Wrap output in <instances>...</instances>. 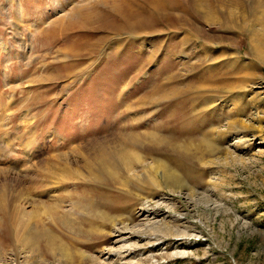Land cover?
Listing matches in <instances>:
<instances>
[{"label": "rangeland", "instance_id": "374dc122", "mask_svg": "<svg viewBox=\"0 0 264 264\" xmlns=\"http://www.w3.org/2000/svg\"><path fill=\"white\" fill-rule=\"evenodd\" d=\"M262 35L264 0H0L1 188L60 218L0 211V264H264Z\"/></svg>", "mask_w": 264, "mask_h": 264}, {"label": "bare ground", "instance_id": "6f19581e", "mask_svg": "<svg viewBox=\"0 0 264 264\" xmlns=\"http://www.w3.org/2000/svg\"><path fill=\"white\" fill-rule=\"evenodd\" d=\"M223 8L225 9V7ZM258 40V49H256V55L258 58H261L263 60L264 35L258 38ZM120 158L123 159V161L125 162L124 165L128 170L132 169L130 165L131 162H129V160L132 159V162H142V159L137 154H131L127 149L122 150V152L120 153ZM1 166L2 161L0 160V171L2 168ZM79 172L80 171H78V174ZM16 181L17 180H15L14 178L8 179V181H4V189L1 188L0 182V211L7 215V218L10 220V224L14 228L13 231L15 232L16 241L20 245L26 244L31 247V245L33 244L32 234L34 236H37L39 235V230H45L43 227V217L46 216L50 220L53 219V221L57 224V221L60 219L56 214L59 208V204L54 201V199H49L46 202L36 198H31V192L29 190H26L25 188L24 190L23 187L20 188L19 184ZM29 184V186H31L32 182H30Z\"/></svg>", "mask_w": 264, "mask_h": 264}]
</instances>
